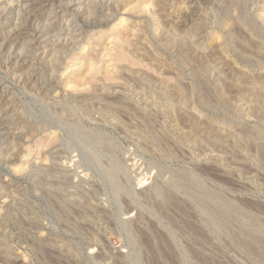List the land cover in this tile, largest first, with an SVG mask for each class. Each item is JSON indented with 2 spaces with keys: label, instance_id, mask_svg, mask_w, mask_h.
I'll return each mask as SVG.
<instances>
[{
  "label": "rangeland",
  "instance_id": "rangeland-1",
  "mask_svg": "<svg viewBox=\"0 0 264 264\" xmlns=\"http://www.w3.org/2000/svg\"><path fill=\"white\" fill-rule=\"evenodd\" d=\"M0 264H264V0H0Z\"/></svg>",
  "mask_w": 264,
  "mask_h": 264
},
{
  "label": "bare ground",
  "instance_id": "bare-ground-1",
  "mask_svg": "<svg viewBox=\"0 0 264 264\" xmlns=\"http://www.w3.org/2000/svg\"><path fill=\"white\" fill-rule=\"evenodd\" d=\"M57 1V0H56ZM31 4V3H30ZM33 4V3H32ZM71 39V38H70ZM30 75V74H29Z\"/></svg>",
  "mask_w": 264,
  "mask_h": 264
}]
</instances>
